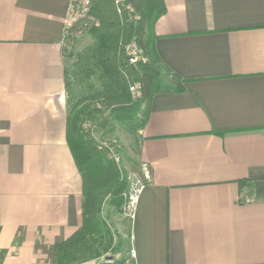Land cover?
Instances as JSON below:
<instances>
[{
  "label": "crops",
  "instance_id": "0c3cea01",
  "mask_svg": "<svg viewBox=\"0 0 264 264\" xmlns=\"http://www.w3.org/2000/svg\"><path fill=\"white\" fill-rule=\"evenodd\" d=\"M161 2L129 258L264 264V0ZM69 3L0 0V264H53L81 223L66 142Z\"/></svg>",
  "mask_w": 264,
  "mask_h": 264
},
{
  "label": "trees",
  "instance_id": "16d2710c",
  "mask_svg": "<svg viewBox=\"0 0 264 264\" xmlns=\"http://www.w3.org/2000/svg\"><path fill=\"white\" fill-rule=\"evenodd\" d=\"M163 13L161 0H90L87 16L93 24L87 33L93 47L87 58H76L78 72L73 79L87 91L72 103L67 99L70 84L64 73L66 142L81 181V223L54 248L53 264L98 260L113 245V234L101 213L106 199L116 211L125 207L128 180L114 147L94 134L112 136L115 124H131L137 154L138 133L146 122L162 67L154 48L153 26Z\"/></svg>",
  "mask_w": 264,
  "mask_h": 264
},
{
  "label": "rangeland",
  "instance_id": "374dc122",
  "mask_svg": "<svg viewBox=\"0 0 264 264\" xmlns=\"http://www.w3.org/2000/svg\"><path fill=\"white\" fill-rule=\"evenodd\" d=\"M92 24L93 20L86 16L65 31L63 56L67 72L66 76L70 84L67 90L69 103H72L87 91L84 86L79 85L73 79L74 75L78 72L79 62L76 58L78 56L87 58V56L91 55L93 39L87 32ZM135 134V130L131 124H115L112 136L107 134L102 135L100 132L94 134L96 139L100 140L103 144L114 147L118 165L128 180V191L136 181L140 180V174L142 173L141 166L136 158ZM101 216L113 234V245L108 253L99 259V262L102 263L109 260L108 264H132L129 258L130 248L128 241L130 219L126 216L125 207L121 211H116L108 205V199H106Z\"/></svg>",
  "mask_w": 264,
  "mask_h": 264
},
{
  "label": "built area",
  "instance_id": "2783aa9c",
  "mask_svg": "<svg viewBox=\"0 0 264 264\" xmlns=\"http://www.w3.org/2000/svg\"><path fill=\"white\" fill-rule=\"evenodd\" d=\"M90 6V0H70L66 16L63 20V25L65 31L73 24H75L78 20L81 18H84L88 14ZM130 54H134L135 52L133 49L129 50ZM136 60V57L133 59H130L131 62H134ZM130 90L133 92L135 90V87H131ZM143 184L141 179L139 181H136L135 184H133V187L130 188L127 194V203L125 205L126 209V216L131 220L133 218V213L135 209V204L137 200V196L142 189ZM129 256L131 258H134L135 253L134 250L129 251Z\"/></svg>",
  "mask_w": 264,
  "mask_h": 264
}]
</instances>
